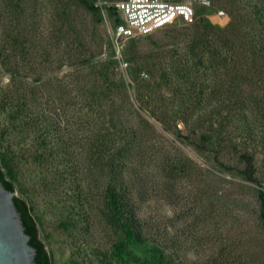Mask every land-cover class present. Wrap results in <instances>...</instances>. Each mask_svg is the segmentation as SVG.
I'll use <instances>...</instances> for the list:
<instances>
[{"label":"rangeland","instance_id":"1","mask_svg":"<svg viewBox=\"0 0 264 264\" xmlns=\"http://www.w3.org/2000/svg\"><path fill=\"white\" fill-rule=\"evenodd\" d=\"M120 1L0 0V167L51 264H264V0L116 40Z\"/></svg>","mask_w":264,"mask_h":264},{"label":"built area","instance_id":"2","mask_svg":"<svg viewBox=\"0 0 264 264\" xmlns=\"http://www.w3.org/2000/svg\"><path fill=\"white\" fill-rule=\"evenodd\" d=\"M202 4L209 6L210 2L204 0ZM114 8L120 19L114 29L116 40L145 38L178 22H196V11L189 2L122 0Z\"/></svg>","mask_w":264,"mask_h":264},{"label":"water","instance_id":"3","mask_svg":"<svg viewBox=\"0 0 264 264\" xmlns=\"http://www.w3.org/2000/svg\"><path fill=\"white\" fill-rule=\"evenodd\" d=\"M14 197L0 182V264H36Z\"/></svg>","mask_w":264,"mask_h":264},{"label":"trees","instance_id":"4","mask_svg":"<svg viewBox=\"0 0 264 264\" xmlns=\"http://www.w3.org/2000/svg\"><path fill=\"white\" fill-rule=\"evenodd\" d=\"M81 3L86 5L89 9L94 10V6L91 4V0H80ZM205 8V6H204ZM113 11H116L115 8ZM116 14V13H115ZM120 20V19H119ZM118 20V22H120ZM195 24V23H194ZM0 182L2 185L14 192L15 186L14 183L6 177L5 172L0 167ZM14 204L17 211L20 213V217L25 228V233L30 237V245L36 250L35 261L36 264H51L49 253L39 237V230L36 224V221L31 213V209L26 203V201L20 197H14ZM126 239L128 242H134L133 230L128 228L125 230ZM122 248H119L120 257H122ZM146 264H149L148 262Z\"/></svg>","mask_w":264,"mask_h":264}]
</instances>
